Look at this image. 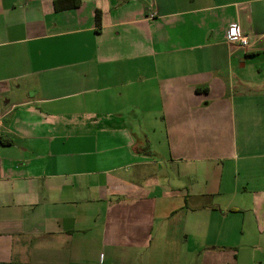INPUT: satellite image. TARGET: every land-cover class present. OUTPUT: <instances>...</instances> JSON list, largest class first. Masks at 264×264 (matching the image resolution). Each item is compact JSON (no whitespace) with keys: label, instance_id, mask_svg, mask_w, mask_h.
Masks as SVG:
<instances>
[{"label":"crops","instance_id":"0c3cea01","mask_svg":"<svg viewBox=\"0 0 264 264\" xmlns=\"http://www.w3.org/2000/svg\"><path fill=\"white\" fill-rule=\"evenodd\" d=\"M58 1L0 0V264H264V0Z\"/></svg>","mask_w":264,"mask_h":264},{"label":"built area","instance_id":"2783aa9c","mask_svg":"<svg viewBox=\"0 0 264 264\" xmlns=\"http://www.w3.org/2000/svg\"><path fill=\"white\" fill-rule=\"evenodd\" d=\"M154 14L151 13L149 18H153ZM226 40L236 42L243 49L247 45V36L241 32L237 25L230 26L226 30Z\"/></svg>","mask_w":264,"mask_h":264},{"label":"trees","instance_id":"16d2710c","mask_svg":"<svg viewBox=\"0 0 264 264\" xmlns=\"http://www.w3.org/2000/svg\"><path fill=\"white\" fill-rule=\"evenodd\" d=\"M58 2L63 4L61 6L62 9L76 8L80 4V0H61V1H58ZM56 8H57V6H56ZM95 23H96V25L100 24V16H99L98 13H96V16H95Z\"/></svg>","mask_w":264,"mask_h":264}]
</instances>
